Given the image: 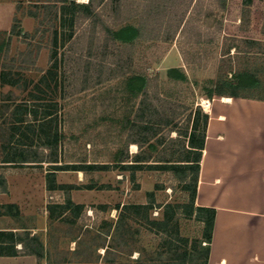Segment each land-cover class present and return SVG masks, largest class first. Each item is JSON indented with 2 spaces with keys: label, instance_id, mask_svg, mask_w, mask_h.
Instances as JSON below:
<instances>
[{
  "label": "rangeland",
  "instance_id": "obj_1",
  "mask_svg": "<svg viewBox=\"0 0 264 264\" xmlns=\"http://www.w3.org/2000/svg\"><path fill=\"white\" fill-rule=\"evenodd\" d=\"M15 1L17 18L26 21L14 33L0 32V172L31 186L17 191L22 214L0 203V226L33 228L45 245L39 264H205L206 213L189 204L195 183L180 182L160 160L182 159L185 131L200 137L210 117L229 112L222 95L209 97L220 76L239 68L264 74V0H225L224 10L221 0H95L113 27L144 25L142 37L116 45L107 43L101 22L57 14L58 0ZM247 34L260 45L247 48ZM121 67L148 77L142 108L143 96L127 92ZM170 67L186 78L170 77ZM250 94L256 97L239 98L262 100L264 89ZM202 98L211 99L212 112ZM137 113L154 123L155 148L131 142L141 136L124 121ZM172 127L181 138L171 139L178 134ZM120 152L126 169L116 164ZM49 170H56L52 189Z\"/></svg>",
  "mask_w": 264,
  "mask_h": 264
},
{
  "label": "crops",
  "instance_id": "obj_2",
  "mask_svg": "<svg viewBox=\"0 0 264 264\" xmlns=\"http://www.w3.org/2000/svg\"><path fill=\"white\" fill-rule=\"evenodd\" d=\"M16 16V1L0 0V32H11ZM247 102L246 113L210 117L206 132L196 204L216 209L207 264H264V100ZM6 178L9 192L0 191V203H15L22 214L17 191L31 184L14 173ZM43 186L41 181V191ZM0 229L33 230L22 225ZM0 264H39V259L28 251L0 255Z\"/></svg>",
  "mask_w": 264,
  "mask_h": 264
},
{
  "label": "trees",
  "instance_id": "obj_3",
  "mask_svg": "<svg viewBox=\"0 0 264 264\" xmlns=\"http://www.w3.org/2000/svg\"><path fill=\"white\" fill-rule=\"evenodd\" d=\"M165 4H167L168 0H161ZM57 2H61L62 7H59V11L57 10V14L66 15V11H70L71 15H73V23L77 18V15L83 14L85 18H91L94 21V24L101 22L103 31L106 32V40L107 43L116 45L117 43L122 44H130L135 40L139 39L144 35V25L143 24H132L128 23L119 27H113L106 20L103 19L102 14L97 11V5L95 0H89L88 2H76V0H58ZM160 3V2H159ZM220 8H226V1L221 0ZM48 9L50 6L47 7ZM213 15V11H208L206 13L207 17ZM21 21L17 18L14 19V23L11 29V32L14 33L17 29L20 30ZM222 23L220 22L219 27L221 28ZM245 36V35H244ZM54 41L57 44L58 42V29L54 34ZM244 42L247 48H254L260 45L259 41L250 34H247L244 38ZM122 66V65H121ZM123 67V66H122ZM121 67L119 73L121 75H127L125 81V88L128 93L135 95L141 94L143 99L140 101V108L146 103V96L148 94V85L149 79L146 75L137 73L131 70H124ZM168 75L175 79H185L186 74L180 67H170L167 71ZM264 89V74H261L259 70H253L250 68H239L231 71V77L220 76L216 81L212 91L209 94V97H213V94L219 95H230L233 97H256V95L250 96V92L258 91ZM258 99L264 100V97L257 96ZM199 106V105H198ZM143 113V112H142ZM144 117V116H143ZM208 117V116H207ZM172 120L168 119L164 121L165 125H170ZM156 125H158L156 123ZM125 128L129 130L135 131V134L141 137H133L131 139L132 143L138 144L140 147L143 145V142H146L148 146L155 148V142L152 141L157 136V131H151L154 129V123L152 121L143 120L141 117V113H137L135 119H130L129 116L126 117L124 121ZM170 131H177V136L175 138L171 137V139L181 138L182 134L178 129L172 127ZM185 136L188 137V147L186 148V155L179 160H171V159H162V165L168 167L173 172L176 179L180 182L187 183L193 181L195 186L193 187L190 193L189 204L193 206L196 203L197 196V183L199 172L201 168V159L202 152L205 147V139L206 132L204 131L200 137H197L194 129L190 131H185ZM49 144V143H48ZM50 146V145H49ZM50 148V147H49ZM8 160H3V162ZM128 161L123 152L118 153L116 164L120 165L122 169H126V167L130 164L125 163ZM138 162L146 161L144 160H136ZM12 162L16 163H24L27 160L24 159H15ZM94 165V164H92ZM134 165H144L142 163H137ZM133 173V177H134ZM47 185L50 189L54 188L53 186L56 184V170H49L46 173ZM0 190L2 192H8V180L6 175L0 172ZM148 196L150 199V205H154L155 203V191H149ZM69 205L75 206L79 208V204L74 203L71 198L67 199ZM145 206V205H144ZM11 207L10 213L11 215L18 216L19 208L18 205L12 203L9 205ZM198 210L205 212V223L207 227V238L209 239V245L206 247L205 252L207 254L206 262L208 263V257L211 249V241L212 234L215 223V215L216 209L214 207L207 206H198ZM9 239V240H7ZM21 244L22 248H18L17 245ZM11 246H16L18 249L13 251H8ZM31 252L37 255L38 259H41L45 255V245L43 241L39 238L38 235L30 233V231H26L25 236H22L18 231L14 230H3L0 229V255H15L24 252Z\"/></svg>",
  "mask_w": 264,
  "mask_h": 264
},
{
  "label": "bare ground",
  "instance_id": "obj_4",
  "mask_svg": "<svg viewBox=\"0 0 264 264\" xmlns=\"http://www.w3.org/2000/svg\"><path fill=\"white\" fill-rule=\"evenodd\" d=\"M220 102L231 105L230 110H229V113H231V114L246 113L249 111V103L248 102L246 103V101H243L240 99H235V97L230 96V95L220 96ZM200 104L204 106L206 112H208V113L212 112V101L210 98H202ZM225 118H226V115L224 113L219 114L218 119L223 120ZM132 149H133V151H136L137 145L132 144Z\"/></svg>",
  "mask_w": 264,
  "mask_h": 264
},
{
  "label": "built area",
  "instance_id": "obj_5",
  "mask_svg": "<svg viewBox=\"0 0 264 264\" xmlns=\"http://www.w3.org/2000/svg\"><path fill=\"white\" fill-rule=\"evenodd\" d=\"M17 247L20 249V248H22V245L21 244H18Z\"/></svg>",
  "mask_w": 264,
  "mask_h": 264
}]
</instances>
